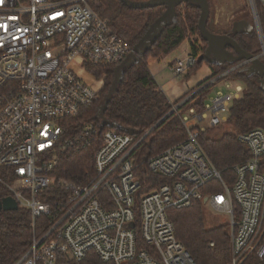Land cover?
Instances as JSON below:
<instances>
[{
  "label": "built area",
  "instance_id": "1",
  "mask_svg": "<svg viewBox=\"0 0 264 264\" xmlns=\"http://www.w3.org/2000/svg\"><path fill=\"white\" fill-rule=\"evenodd\" d=\"M256 1L249 3L258 25ZM259 32L262 53L257 56L263 59L264 31ZM136 51L91 0H0V169L14 179L10 196L31 211L33 226L42 215L51 222L34 234L14 264H85L91 253L106 264H198L177 238L169 211L200 200L231 221L229 264H264V129L238 133L251 156L234 166L236 177L228 185L200 143L205 128L194 130L190 123L208 117L213 126L228 122L232 95L218 92L202 113L191 109L192 118L182 117L187 138L147 163L168 181L139 199L135 154L143 138L117 128L103 131L95 120L74 132L72 119L99 98L100 90L77 70L120 67ZM197 59L176 60L173 73L182 75ZM247 64L243 60L230 70ZM236 91L234 98L242 86L237 84ZM90 145L95 147L91 181L76 185L52 177L62 154ZM54 181L67 191L64 201L42 198Z\"/></svg>",
  "mask_w": 264,
  "mask_h": 264
},
{
  "label": "trees",
  "instance_id": "2",
  "mask_svg": "<svg viewBox=\"0 0 264 264\" xmlns=\"http://www.w3.org/2000/svg\"><path fill=\"white\" fill-rule=\"evenodd\" d=\"M256 2L264 30V6L259 0ZM91 5L137 51L133 58L120 67L90 66L89 71L102 78L103 83L98 93L99 98L82 114L72 119L75 124L74 132L85 122L95 120L103 125V131L117 128L133 133L138 139L143 138L135 154L142 183L137 194L139 199L144 193L168 181L163 176L153 174L147 163L154 155L187 138L188 133L182 122L183 114L191 109L198 114L202 113L212 86L221 80L233 81L242 86L240 96L233 98L227 112L228 122L235 132H225L218 138L209 136L207 131H201L199 135L201 145L225 182L232 184L236 177L234 166L245 162L251 156L248 147L238 139V133L249 132L255 128L264 129V73L255 67L248 69L251 64L230 70L243 59L234 60V50L229 46L223 47L222 50L227 53L222 55H230L231 59L209 61L214 71L212 75L177 101L171 102L151 71L150 59L170 54L187 39L192 55L198 58L196 64L188 69L189 73L202 66L207 58L199 62V56L209 51L210 46L202 38L199 29L200 5L187 2L181 12L177 8L176 15L170 17L149 38L148 44L143 40L151 27L168 10L167 6L133 9L120 0H91ZM207 28L211 32L219 33L211 29L208 20ZM221 34L231 35L242 48L254 56L262 53L260 40L254 30L235 28L233 32L224 31ZM227 71V74L218 78ZM214 79L216 80L208 86L198 90ZM196 90L198 91L192 97L173 110L174 106ZM167 114L169 115L152 130ZM192 126L194 130L201 129L198 124ZM94 152L93 145L82 150L66 151L61 155L52 177L68 179L76 185L87 184L95 177ZM13 183L14 179L0 169V199L11 194L8 185ZM219 189L221 188L217 185L216 191ZM67 196L65 188L56 181L42 194V198L50 203L64 201ZM205 209L206 206L201 200L183 209H170L169 217L175 224L176 236L185 244L198 264H229L230 233L223 226L208 227ZM50 225V216L42 215L37 218L34 227L31 211L25 207L14 211L1 210L0 264H14L28 250L34 234H42ZM135 226H139V217ZM85 264L106 263L95 253H91Z\"/></svg>",
  "mask_w": 264,
  "mask_h": 264
},
{
  "label": "rangeland",
  "instance_id": "3",
  "mask_svg": "<svg viewBox=\"0 0 264 264\" xmlns=\"http://www.w3.org/2000/svg\"><path fill=\"white\" fill-rule=\"evenodd\" d=\"M208 1L210 2L208 23L210 24L211 29H214L219 33H223L224 31L233 32V29L235 28L236 29L241 28L250 31L254 30L260 40L259 31L261 30L264 31L261 22V17L257 7L259 14V22H260L258 25H260L259 28L261 29L259 30L257 25L258 22H256V18L254 16L253 9L250 6L249 0H208ZM184 6L185 4H182L177 7L179 12H181L184 9ZM226 53H227L226 51H223V54ZM191 55L192 53L190 49L189 40L186 39L184 42H182V44L179 47H177L170 54L163 55L160 58L150 59L151 71L155 76V79L157 80L161 89L164 91V93L167 95V97L171 102L177 101L185 94L193 90L195 87H197V85L200 84L202 81H204L205 79H207L212 75V68L210 67L208 60L213 58V55L209 56L210 58L206 59V61H204L202 66L199 67L196 71L189 73L188 69H186V71L182 75L180 76L175 75L171 68L174 62L179 58L185 61ZM217 59L218 61H221L222 59L224 61V59L226 60L231 59V56L228 55L225 57L222 55ZM211 60L215 61V59H211ZM77 73L93 89L99 90L101 88L103 83L102 78L101 79L97 78L89 70L84 68H79L77 70ZM236 86L237 83L233 81H226V80L218 81L212 86L209 97L207 99V103L210 102L218 92H223L225 95L227 94L232 95V98L229 99V103L231 105L234 98L233 95L235 94V92H237ZM184 100H182L179 104L174 106L173 110H176V108H178ZM185 113L186 114H183V116L192 118L193 114L190 110ZM190 123L191 125L198 124L199 127L205 128V131L208 132V135L215 138L221 137L225 132H235L234 127L229 122H223L219 125L213 126L211 124L209 117L205 118L204 120L197 121V123L196 121L192 120ZM205 218H206V225L208 227L223 226L230 233L231 221L228 216L217 213L212 208L206 206Z\"/></svg>",
  "mask_w": 264,
  "mask_h": 264
},
{
  "label": "water",
  "instance_id": "4",
  "mask_svg": "<svg viewBox=\"0 0 264 264\" xmlns=\"http://www.w3.org/2000/svg\"><path fill=\"white\" fill-rule=\"evenodd\" d=\"M123 4L128 6L129 8L133 9H146V8H152L156 6L165 5L168 7V10L164 13V15L151 27V29L148 31L144 38V43L150 42V37L157 32L158 29H160L168 20L170 17L176 15L177 7L185 4L187 2H192L200 5L201 7V16L199 20V29L201 36L204 40H206L209 43V51H207L205 54H202L199 56V62H201L204 58H210V51H212V47L222 49L223 47H231L236 56L234 60H245L250 62V67L248 69L255 67L261 72L264 73V58L262 59L261 56H254L250 52L246 51L244 48L241 47V45L229 34H221V33H215L211 32L207 28V20L209 17L210 12V4L208 0H120ZM217 79V78H216ZM216 79L206 83L198 90L208 86L210 83L215 81ZM198 90L193 92L190 96L186 98L189 99L192 97ZM184 100V101H186ZM183 101V102H184ZM182 102V103H183ZM169 114H167L160 122H158L152 130L158 126ZM151 130V131H152ZM19 208L17 200L12 196H6L2 199H0V211H14Z\"/></svg>",
  "mask_w": 264,
  "mask_h": 264
},
{
  "label": "crops",
  "instance_id": "5",
  "mask_svg": "<svg viewBox=\"0 0 264 264\" xmlns=\"http://www.w3.org/2000/svg\"><path fill=\"white\" fill-rule=\"evenodd\" d=\"M145 44H147V43H145ZM211 49H212V51H210V56L213 55V58H211V59H215V61H218L217 58H219V57L222 56V54H223L222 49H218V48H214V47H212ZM211 59H209L208 62H209V61H213V60H211ZM209 65H210V63H209ZM210 67H211V66H210ZM211 68H212V67H211ZM188 71H189V70H188ZM213 72H214V71H213V68H212V73H213Z\"/></svg>",
  "mask_w": 264,
  "mask_h": 264
},
{
  "label": "bare ground",
  "instance_id": "6",
  "mask_svg": "<svg viewBox=\"0 0 264 264\" xmlns=\"http://www.w3.org/2000/svg\"><path fill=\"white\" fill-rule=\"evenodd\" d=\"M227 52V51H226ZM180 59V58H179ZM93 72V71H92ZM98 78V77H97ZM100 92V91H99ZM186 114V113H185ZM106 126V125H105ZM88 182V181H87Z\"/></svg>",
  "mask_w": 264,
  "mask_h": 264
},
{
  "label": "flooded vegetation",
  "instance_id": "7",
  "mask_svg": "<svg viewBox=\"0 0 264 264\" xmlns=\"http://www.w3.org/2000/svg\"><path fill=\"white\" fill-rule=\"evenodd\" d=\"M222 52H223V50H222Z\"/></svg>",
  "mask_w": 264,
  "mask_h": 264
}]
</instances>
